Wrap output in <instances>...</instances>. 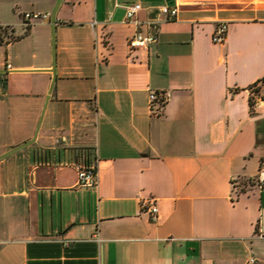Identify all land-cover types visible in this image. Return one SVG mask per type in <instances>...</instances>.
Wrapping results in <instances>:
<instances>
[{"label":"crops","instance_id":"0c3cea01","mask_svg":"<svg viewBox=\"0 0 264 264\" xmlns=\"http://www.w3.org/2000/svg\"><path fill=\"white\" fill-rule=\"evenodd\" d=\"M0 24V264L264 261V0H0Z\"/></svg>","mask_w":264,"mask_h":264},{"label":"built area","instance_id":"2783aa9c","mask_svg":"<svg viewBox=\"0 0 264 264\" xmlns=\"http://www.w3.org/2000/svg\"><path fill=\"white\" fill-rule=\"evenodd\" d=\"M141 8L142 5L140 3H135L127 6V19L130 22L134 23L136 26L141 25V22L138 21L137 19V13L140 11ZM177 13H178L177 7L170 9L168 20L174 19L177 16ZM50 19H51V14L49 13H45V14L25 13L23 16V24L25 25V27L29 28L35 23L47 21ZM12 29L13 27L11 25L0 24V32L3 31L9 32ZM227 31H228L227 24L226 23L220 24L213 35L214 43H223L225 41ZM4 40H5V36L3 38V41ZM157 42H158V37L156 33L152 32L149 34H143L141 32H137L128 39V46L131 51H136L139 49H148L152 45L157 44ZM158 97H159L158 93L154 91L150 92L149 99L151 102L152 110L155 106L156 101L158 100ZM160 111L161 109L156 111V113L158 114ZM63 140H65V138H63ZM75 166L78 171L77 186L79 188H83V189L96 188L99 185V173L97 166H95L94 164H80V163H75ZM257 183L259 189H264V161L262 163L260 173L257 177ZM141 209L142 211L147 212L150 215L151 220L153 222L155 223L158 222L159 207L155 198L141 199ZM246 264H264V261L258 259L257 257H250L247 260Z\"/></svg>","mask_w":264,"mask_h":264},{"label":"trees","instance_id":"16d2710c","mask_svg":"<svg viewBox=\"0 0 264 264\" xmlns=\"http://www.w3.org/2000/svg\"><path fill=\"white\" fill-rule=\"evenodd\" d=\"M5 34L8 35V32L6 31L0 32V42L3 41ZM253 89H254V93L256 96L264 97V79L260 81L259 83H257L253 87ZM158 95L159 97L155 104H158L160 106V109H162L166 105V99L164 98L163 94H158ZM250 106H251V109H253L254 101L250 100Z\"/></svg>","mask_w":264,"mask_h":264},{"label":"water","instance_id":"95a60500","mask_svg":"<svg viewBox=\"0 0 264 264\" xmlns=\"http://www.w3.org/2000/svg\"><path fill=\"white\" fill-rule=\"evenodd\" d=\"M52 20H53V23H56L55 21V13H54V15H53V17H52ZM55 65V64H54ZM53 72H54V70H53Z\"/></svg>","mask_w":264,"mask_h":264}]
</instances>
